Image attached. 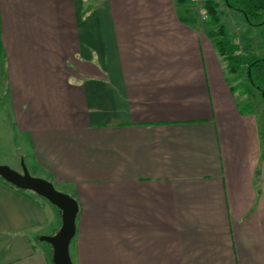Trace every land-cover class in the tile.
Returning <instances> with one entry per match:
<instances>
[{"label": "crops", "instance_id": "1", "mask_svg": "<svg viewBox=\"0 0 264 264\" xmlns=\"http://www.w3.org/2000/svg\"><path fill=\"white\" fill-rule=\"evenodd\" d=\"M197 18L176 0H0V164L28 159L76 200L73 264H264L261 121ZM60 225L0 180V264H52L40 237Z\"/></svg>", "mask_w": 264, "mask_h": 264}, {"label": "trees", "instance_id": "2", "mask_svg": "<svg viewBox=\"0 0 264 264\" xmlns=\"http://www.w3.org/2000/svg\"><path fill=\"white\" fill-rule=\"evenodd\" d=\"M176 1L184 5L190 3L189 0ZM222 4L239 11L244 20L251 26L264 23V0H222ZM204 7L207 11L206 33L211 39L217 54L226 61L229 73L244 75L246 84L259 91L264 103V56L254 52H242L238 44L233 41L221 21L219 0H205ZM181 20L190 23L195 18L191 15L189 18H181ZM235 86L236 89H239V87L242 88L243 84L239 81ZM0 180L6 182L1 177ZM6 183L13 186L8 182Z\"/></svg>", "mask_w": 264, "mask_h": 264}, {"label": "water", "instance_id": "3", "mask_svg": "<svg viewBox=\"0 0 264 264\" xmlns=\"http://www.w3.org/2000/svg\"><path fill=\"white\" fill-rule=\"evenodd\" d=\"M0 177L16 188L34 192L60 210L61 225L58 231L54 235L41 236L40 239L52 246V264H73L69 254V244L75 235V219L78 211L76 200L58 191L50 181L30 175L23 163L21 171L0 164Z\"/></svg>", "mask_w": 264, "mask_h": 264}, {"label": "rangeland", "instance_id": "4", "mask_svg": "<svg viewBox=\"0 0 264 264\" xmlns=\"http://www.w3.org/2000/svg\"><path fill=\"white\" fill-rule=\"evenodd\" d=\"M219 3L221 11V21L230 33L233 41H235L241 48L242 52H254L258 55L264 56V23L258 26H251L244 20L243 16L239 11L224 6L222 4V0H219ZM197 22L201 25V27L207 29L206 20H201L200 18H197ZM220 62L223 67L225 76L229 81H233L235 82V84L241 81V83L243 84V86H241L242 88L239 87L237 91L239 92V95L242 99H245V101L250 102L251 106L249 107L252 111L256 113L259 120L261 121V129H263L264 135V103L262 101L259 91L253 88L252 86L246 84L243 74L238 75L229 73L227 63L223 58H221ZM249 107H247V105L244 106V108ZM22 163L27 168L30 175L38 177L30 168L28 159H22V161L20 160L19 164H16V166L12 165L11 168L15 171H21ZM56 189L60 191L58 188ZM35 195L41 197L37 194ZM55 208L59 210L57 207Z\"/></svg>", "mask_w": 264, "mask_h": 264}, {"label": "built area", "instance_id": "5", "mask_svg": "<svg viewBox=\"0 0 264 264\" xmlns=\"http://www.w3.org/2000/svg\"><path fill=\"white\" fill-rule=\"evenodd\" d=\"M191 4L194 6L196 9L198 18L201 20H206L207 19V11L206 8L204 7V1L205 0H189Z\"/></svg>", "mask_w": 264, "mask_h": 264}]
</instances>
